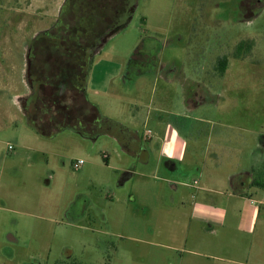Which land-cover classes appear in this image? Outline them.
<instances>
[{"label":"rangeland","instance_id":"rangeland-1","mask_svg":"<svg viewBox=\"0 0 264 264\" xmlns=\"http://www.w3.org/2000/svg\"><path fill=\"white\" fill-rule=\"evenodd\" d=\"M73 2L0 0V80L13 76L12 85L0 81V264H226L187 251L232 257L235 249L201 247L197 238L233 231L195 220L191 203L201 194L165 181L154 162L144 165L124 144L128 129L140 135L152 129L145 105L154 98L173 107L176 114L163 118L180 127L188 152L199 154L179 181H199L193 173L202 168L213 172L216 155L235 172L261 158L264 172V0H129L123 17L88 49L89 61L84 56L85 90L108 129L41 132L26 113L35 84L31 45L44 31L61 28L68 37L61 31L55 39L92 37L97 14L80 16ZM112 15H104L103 25ZM249 39L250 50H236ZM136 53L139 61L131 59ZM119 66L107 91L95 92ZM156 74L177 82L155 80ZM65 96L59 103L68 105L70 92ZM53 97L59 98L48 97L44 109L58 106ZM78 159L84 163L75 168ZM40 206L44 218L34 216Z\"/></svg>","mask_w":264,"mask_h":264},{"label":"crops","instance_id":"crops-1","mask_svg":"<svg viewBox=\"0 0 264 264\" xmlns=\"http://www.w3.org/2000/svg\"><path fill=\"white\" fill-rule=\"evenodd\" d=\"M88 69L84 80V90ZM120 72H122V68L119 66L116 73L108 76L106 85L97 86L94 91L106 92L108 85L114 78L113 76H118ZM160 75L156 74L155 80L162 79L167 84L168 82L171 84L177 82L176 79L168 75L164 74L162 78ZM12 77L11 74L5 73L0 81L4 79L6 84L12 85ZM5 90L13 89L5 86ZM85 95L88 101L94 104L88 98L86 90ZM185 102L186 99L182 98L180 100L182 104H185ZM145 107L147 108L145 122L150 119L154 121V125L152 129L147 130V133L143 132L141 135L136 130L128 129V141L124 144V149L137 157L138 161L144 165L154 162V170H161L166 174L163 176L165 181L172 178L171 180H176L179 185H187L196 190L198 194H201L191 203L192 217L195 220H198L202 225L207 224L208 227L214 225L220 230L229 229L233 231V233L225 234L220 238H215V240L207 241L208 239L200 235L197 238V245L201 247H222L225 244L235 249L236 252H233L232 257L226 258L207 254L196 249L187 252L203 258H212L213 256L214 259L226 264H264V172H260L261 158H251L248 164L244 165V170L235 172L228 170L226 166L224 167L228 161H224L222 156L216 155V160L220 162V165H216L213 172L206 173L202 168V170L197 171V175L193 173L194 176H198L199 181L194 180L191 184L181 182L178 175L183 174L182 171L188 172V168L196 165L199 154H195L193 151L189 153L187 150V137L181 133L180 127L168 121L166 122L167 119L163 118L164 114H176L173 107L168 108L154 98ZM101 117L107 119L102 115ZM262 136V147L264 148V134ZM169 143H174V154L171 159L163 154V148ZM202 160H205V157ZM258 162H260L259 167H257ZM259 175L260 179H258ZM223 188L230 191L225 193ZM40 207V213L34 216L44 218L43 215H40L43 214V207ZM183 241L185 247L188 244V238L186 237Z\"/></svg>","mask_w":264,"mask_h":264},{"label":"trees","instance_id":"trees-1","mask_svg":"<svg viewBox=\"0 0 264 264\" xmlns=\"http://www.w3.org/2000/svg\"><path fill=\"white\" fill-rule=\"evenodd\" d=\"M81 4L79 13L86 11L85 15L87 18L91 16L90 13H96L95 23L99 22L89 40L86 38V41H84L80 35L75 39L79 40V42L55 39V46L48 47L40 43V37L35 39L31 45L29 72L35 84L32 97L33 105L31 104L32 107H27L29 110L26 113L35 128L41 132H48L52 127L69 126L85 134H92L100 129H108L104 126L110 123L108 119L101 117L98 108L86 98L84 90L86 75L84 52L89 43L95 45L96 40L107 29L113 28L119 18L123 17L129 0H81ZM107 13H113L114 19L103 25L102 21ZM91 21L93 22L94 20L92 19ZM61 31L64 33V37L67 38L68 36L65 35V31L62 28L60 30L57 29V36L62 38L59 35L62 33ZM244 45L247 50H250L253 41L250 39L247 42L241 41L237 45L236 50L241 51ZM218 65L221 71L224 72L227 65L225 58L220 59ZM50 73H54L52 79L49 78L48 74ZM46 90H50L49 94L46 93ZM69 92L71 99L68 102L69 104L66 105L65 102L59 103V100H68L65 95L69 94ZM53 95L59 96V98L53 97V101L58 106L54 107V110L44 109V101H47V98ZM120 127L123 129L122 126Z\"/></svg>","mask_w":264,"mask_h":264},{"label":"flooded vegetation","instance_id":"flooded-vegetation-1","mask_svg":"<svg viewBox=\"0 0 264 264\" xmlns=\"http://www.w3.org/2000/svg\"><path fill=\"white\" fill-rule=\"evenodd\" d=\"M78 3V4H77ZM73 4H76V5H78V7H77V9L76 10H78L77 11V13L76 14H78V15H82V14H80L79 12H80V7L82 6V4H81V0L80 1H76V0H74V2H73ZM77 15V16H78ZM82 20L83 19H81V18H78V21L79 22H81L82 23ZM80 23V24H81ZM108 30V29H107ZM103 36V35H102ZM41 37V41H40V43L42 44V45H47L48 47L49 46H55V44H56V42H55V38L56 37H58L57 36V32L55 31L54 33H52L51 31H44L43 33H42V35L41 36H39L38 38H40ZM101 37H99L97 40H96V43H95V45H93L92 43H89V46H87L86 47V49H85V52H84V56H86V60H88L89 61V54H88V49H92V48H94L95 46H96V44H98L97 43V41L100 39ZM47 47V48H48ZM137 52V51H136ZM138 53H136L135 54V56H132V60H134V61H139L138 60ZM145 58H147L148 60H151L150 59V57H148V56H146ZM86 60H84V62H85V64H86ZM147 60V61H148ZM141 61H143V60H141ZM129 64H130V62H129ZM85 67V66H84ZM87 72V71H86ZM30 73V72H29Z\"/></svg>","mask_w":264,"mask_h":264},{"label":"clouds","instance_id":"clouds-1","mask_svg":"<svg viewBox=\"0 0 264 264\" xmlns=\"http://www.w3.org/2000/svg\"><path fill=\"white\" fill-rule=\"evenodd\" d=\"M173 148L174 143H169L163 148V154L166 155L169 159L173 158Z\"/></svg>","mask_w":264,"mask_h":264},{"label":"built area","instance_id":"built-area-1","mask_svg":"<svg viewBox=\"0 0 264 264\" xmlns=\"http://www.w3.org/2000/svg\"><path fill=\"white\" fill-rule=\"evenodd\" d=\"M83 163H84V161H83L82 159H78V160H76V162L74 163V167H75V168H79Z\"/></svg>","mask_w":264,"mask_h":264}]
</instances>
